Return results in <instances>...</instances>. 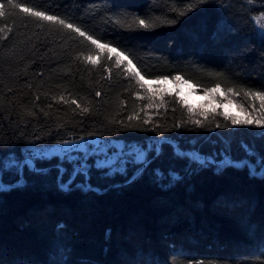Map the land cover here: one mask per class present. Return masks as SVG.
I'll use <instances>...</instances> for the list:
<instances>
[{
	"label": "trees",
	"instance_id": "1",
	"mask_svg": "<svg viewBox=\"0 0 264 264\" xmlns=\"http://www.w3.org/2000/svg\"><path fill=\"white\" fill-rule=\"evenodd\" d=\"M13 2L0 0V264H264V126L232 123L264 119L245 95L264 92V0ZM177 76L224 96L193 106L157 83ZM94 135L144 160L19 165L28 144Z\"/></svg>",
	"mask_w": 264,
	"mask_h": 264
},
{
	"label": "rangeland",
	"instance_id": "2",
	"mask_svg": "<svg viewBox=\"0 0 264 264\" xmlns=\"http://www.w3.org/2000/svg\"><path fill=\"white\" fill-rule=\"evenodd\" d=\"M257 22L261 26H264V17L257 18ZM89 57L91 59H89ZM86 59L91 63H95L98 58L93 55L88 56ZM175 78L160 79L157 83L163 85L162 88L165 87L168 90L175 91L182 100L193 106L203 100L216 103L221 101L220 99L224 96V93L219 90L214 92L207 91L204 93L198 92L189 82ZM221 103L226 111L234 112L235 115H243V112L237 108L234 102L224 99ZM177 151L199 162H204L205 160L213 161L212 158L202 156L197 152ZM140 152H143L145 156L144 151L139 150L136 146H126L120 139H109L94 135L77 139H67L54 143L28 144L24 147L26 156L20 161L19 165L27 164L33 166L35 163L34 159L36 158H50L56 155L72 161L75 166V172H85L89 161L93 162L95 167H107L111 172H122L125 171L127 161L131 160L133 156L137 159V155ZM15 162L16 160L12 157L7 160L8 164H13ZM223 163H230L229 158L224 157L223 160L219 161V164ZM233 163L236 165L243 164V162ZM250 167L254 169V167ZM79 185L88 187L85 183H79ZM62 187L67 188L68 185L64 184Z\"/></svg>",
	"mask_w": 264,
	"mask_h": 264
},
{
	"label": "snow or ice",
	"instance_id": "3",
	"mask_svg": "<svg viewBox=\"0 0 264 264\" xmlns=\"http://www.w3.org/2000/svg\"><path fill=\"white\" fill-rule=\"evenodd\" d=\"M8 4H10L13 8L20 7V5L15 4V3L13 2V0H8ZM3 9H4V5H0V16H3V15H4V11H3ZM23 11H24V12H27V13H30L31 15H33V16H35V17H39V18H41V19H45V20H49V21L58 22L59 24L64 25L65 27H67V28H69V29H73L74 31H76L77 33H79V35H81V36H84V35H85V33H84L83 31H81L78 27H74L72 24H66L64 20H62V19H58L56 16H49V15H46V14H45L44 12H42V11H34V10H33L32 8H30V7H24V8H23ZM140 24H141L142 26L147 27L145 21H143V20L140 21ZM87 38H88L89 40H91L93 44H97V45H99V42H98L97 40L93 39L91 36H88ZM100 46H101V47H104V48H107V47H108V45H100ZM112 51L115 52L116 50H115V49H112ZM119 55H120V53H117V56H119ZM89 59H91V58L89 57ZM119 63H120V60L118 59V60H117V64H119ZM129 63H131V61H129ZM137 75H140V74L137 73ZM141 79H143V77H141ZM175 79H180V77L177 76ZM219 88H220V85H216V87H215L214 89H209L208 91H209V92H214V91L218 90ZM227 91H228V92H234V90L231 89V88H229ZM234 94H235V95H239V93H234ZM97 95H100V93H97ZM245 95H246V96H249V97H252L253 99H258V100L260 101V107H261L262 109H264V92H260V91H255V92H254V91L249 90V91L245 92ZM72 102H73L74 104L76 103L75 100H73ZM77 106H79V105H77ZM241 110L243 111L244 109L242 108ZM197 123L199 124L200 122L197 121ZM232 123H233V124H241V123H243V124H253V123H254V124H256L257 126H264V119H252V118H246V119L240 120V119L232 118ZM218 126H219V125H218ZM157 150L159 151V149H157ZM137 159L143 161V160H144V153H143V152H140V153L138 154V156H137ZM251 173H252L253 175H256V174H257V172H256L255 169H252V170H251ZM259 175H261L262 177H264V171H261V172L259 173Z\"/></svg>",
	"mask_w": 264,
	"mask_h": 264
},
{
	"label": "water",
	"instance_id": "4",
	"mask_svg": "<svg viewBox=\"0 0 264 264\" xmlns=\"http://www.w3.org/2000/svg\"><path fill=\"white\" fill-rule=\"evenodd\" d=\"M138 156V155H137Z\"/></svg>",
	"mask_w": 264,
	"mask_h": 264
}]
</instances>
